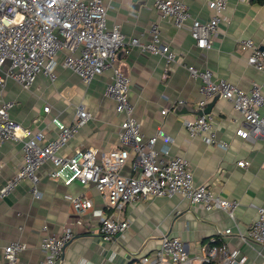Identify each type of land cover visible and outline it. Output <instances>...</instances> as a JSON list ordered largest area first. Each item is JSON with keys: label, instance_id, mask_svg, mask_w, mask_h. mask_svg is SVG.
I'll return each instance as SVG.
<instances>
[{"label": "crops", "instance_id": "1", "mask_svg": "<svg viewBox=\"0 0 264 264\" xmlns=\"http://www.w3.org/2000/svg\"><path fill=\"white\" fill-rule=\"evenodd\" d=\"M192 18L208 20L211 12L205 0H182ZM107 8V25L117 24L126 37L141 42L150 39V26L157 24L161 38L174 52L176 62L167 66L165 58L132 48L128 53L117 52V63L130 78L129 101L133 115L141 122L142 131L152 136L159 129L171 136V155H181L190 164L194 181L204 183L218 195L237 200L234 218L222 210L206 211L202 205H192L180 195L150 197L128 205L123 217L129 227L119 236L105 240L99 232L100 218L109 213L107 200L92 186L77 182L65 185L49 178L53 168L46 162L37 172L36 185L40 197L32 193L33 184L22 181L9 195L0 199V264L2 249L20 240L27 248L19 255L20 264H43L44 252L39 244L44 234H61L67 227L74 229V238L62 254L59 264H157L154 253L163 234L178 236L185 251L201 264L211 246L226 242L243 264H264V245L243 241L239 234L256 218V209L264 207V139L236 135L242 116L233 105L220 97L210 99L205 110L211 114L212 126L219 142L209 144L202 137H190L183 121L198 115L196 104L202 98L201 80L190 77L186 66L202 70L209 68L217 78H223L248 90L253 83L264 81V72L247 63L250 50L242 49L241 39H252L264 47V1L228 0L216 32L207 50L196 47L190 35V22L176 28L170 18L162 16L147 0H103ZM66 50L56 56V79L51 82L39 75L29 90L9 80L6 99L14 101L10 115L22 127L43 129L48 138L55 136L50 123L57 116L64 123L74 119L76 107L82 105L92 114L59 152L70 156L77 150L95 148L100 153L119 147V125L123 118L115 112L114 101L105 96L111 71L106 70L85 84L71 70L62 67ZM67 90V95L63 91ZM264 92V90H263ZM50 106V112L43 110ZM168 108L164 115L160 111ZM259 113L264 117V104ZM165 146L164 138L156 141V149ZM24 162L22 142H0V187L11 178ZM238 162H245L239 166ZM132 161L122 169L132 174ZM81 196L92 206L77 213L67 198ZM46 226V230H43ZM230 229L223 236L219 231ZM147 257L144 262L142 259Z\"/></svg>", "mask_w": 264, "mask_h": 264}, {"label": "built area", "instance_id": "2", "mask_svg": "<svg viewBox=\"0 0 264 264\" xmlns=\"http://www.w3.org/2000/svg\"><path fill=\"white\" fill-rule=\"evenodd\" d=\"M158 12L172 20L176 28L190 22V35L200 50L211 46V36L216 32L228 0H205L211 16L208 20L192 18L188 6L182 0H147ZM107 8L103 0H0V142L20 141L24 162L15 174L0 187V199L11 194L24 180L30 181L33 195L40 197L36 187L38 170L46 163L53 166L49 178L60 180L65 185L77 182L92 186L107 200L110 212L99 220V232L105 240H111L129 227L123 217L128 205L150 197H172L180 195L192 205H202L206 211L222 210L230 218L238 207L237 200L218 195L204 183L194 181L189 161L181 155H171V136L159 129L152 136L142 131L141 122L134 117L129 101L130 78L117 63V52L128 53L132 48L140 52L165 58L167 66L176 62L174 52L161 38L157 24L150 26V39L141 42L137 37H126L120 26L107 25ZM242 49L250 50L247 63L264 72V49L252 39H241ZM66 50L62 67L71 70L85 84L106 70L111 71L110 82L104 94L115 103V112L123 116L119 128V147L100 153L95 148L77 150L70 156L59 155L60 150L75 137L78 130L93 116L82 105L76 107L71 123L59 117H51L55 131L48 138L42 128L31 130L22 127L10 115L14 101L4 96L7 82L12 80L22 89L29 90L39 75L51 82L56 79V56ZM193 79H200L202 98L196 107L205 109L207 102L218 96L230 102L242 116L243 123L236 130L240 138L264 139V117L259 113L264 104V81L253 83L248 90L217 78L209 68L199 70L186 66ZM43 110L50 112V106ZM168 108L160 111L161 115ZM187 135L202 137L205 142H219L212 126L210 113H201L183 121ZM164 138L165 146L156 149L158 138ZM132 161V174L123 175L122 169ZM245 166V162H238ZM75 211L82 213L92 206L90 199L70 196ZM46 230V226H43ZM220 234L226 236L231 230ZM74 229L67 227L61 234H44L39 247L44 252L43 264H59L65 246L74 238ZM245 242L264 245V207L256 209V218L239 234ZM27 244L17 240L2 249L3 264H20L19 255ZM157 264H193L184 244L178 236L163 234L154 253ZM144 262L147 257L142 259ZM213 260L217 264H243L245 257L238 258L226 242L209 247L206 255L199 259Z\"/></svg>", "mask_w": 264, "mask_h": 264}, {"label": "trees", "instance_id": "3", "mask_svg": "<svg viewBox=\"0 0 264 264\" xmlns=\"http://www.w3.org/2000/svg\"><path fill=\"white\" fill-rule=\"evenodd\" d=\"M254 4H262L264 0H250ZM201 264H217L213 260L203 261Z\"/></svg>", "mask_w": 264, "mask_h": 264}, {"label": "water", "instance_id": "4", "mask_svg": "<svg viewBox=\"0 0 264 264\" xmlns=\"http://www.w3.org/2000/svg\"><path fill=\"white\" fill-rule=\"evenodd\" d=\"M262 49H264V47H261ZM215 97H218V96H215ZM199 111V113L198 114H201V113H208L205 109L203 110V111H200V110H198Z\"/></svg>", "mask_w": 264, "mask_h": 264}, {"label": "rangeland", "instance_id": "5", "mask_svg": "<svg viewBox=\"0 0 264 264\" xmlns=\"http://www.w3.org/2000/svg\"><path fill=\"white\" fill-rule=\"evenodd\" d=\"M63 95H65V96L67 95V90L63 91Z\"/></svg>", "mask_w": 264, "mask_h": 264}]
</instances>
